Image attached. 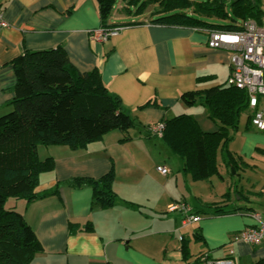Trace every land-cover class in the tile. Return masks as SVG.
<instances>
[{"label": "crops", "instance_id": "obj_1", "mask_svg": "<svg viewBox=\"0 0 264 264\" xmlns=\"http://www.w3.org/2000/svg\"><path fill=\"white\" fill-rule=\"evenodd\" d=\"M1 10L9 25L0 28V114L10 110L5 104L13 96L11 60L25 51L61 47L80 72L98 69L107 90L140 124L126 142L120 141L118 131H111L83 149L43 148L45 159L53 158L54 168L39 176L37 190L56 188L57 193L29 204L23 200L12 203L42 247L29 264H184L204 253L210 259L225 258L229 250H233L235 264L264 258V245L231 242L251 224L252 213H259L263 221L264 213L196 214L191 204L175 199L165 187L168 182L163 187L159 184L156 192L154 182L132 177L150 150L170 152L164 151L162 141V147L151 141L149 125L187 113L202 130H216L215 123L201 120L203 110L191 111L180 96L226 83L230 74L227 49L209 48L205 32L153 25L146 19L142 24L120 25L123 28L116 36L95 42L89 35L101 27L95 0H1ZM119 16L124 14L117 11ZM129 22L138 20L114 18L110 24ZM152 101L154 104L141 109ZM117 166L123 175H114L112 189L119 199L111 208L93 204L91 187L66 184L74 178H101ZM176 202L185 203L200 221L183 225V213L167 211ZM71 224L75 225L73 231ZM185 248L189 259L183 256Z\"/></svg>", "mask_w": 264, "mask_h": 264}, {"label": "trees", "instance_id": "obj_2", "mask_svg": "<svg viewBox=\"0 0 264 264\" xmlns=\"http://www.w3.org/2000/svg\"><path fill=\"white\" fill-rule=\"evenodd\" d=\"M95 1L103 29L143 23L139 20L111 25L109 20L118 1L121 3L120 14L132 15L134 8L133 15L145 16L150 24L205 33L237 32L245 20L251 19L260 25L264 20L258 0ZM147 13L149 17H146ZM212 20L219 23H211ZM9 65L15 82L10 89L13 96L5 104L10 110L0 115V264H29L42 251L41 244L23 215L6 204L10 198L29 204L57 193L56 188L37 190L39 176L54 168L53 158H39L38 146H65L79 150L101 140L111 131H118L120 141L126 142L131 138V130L140 124L122 106L118 97L107 90L98 69L80 72L61 47L25 51ZM180 101L188 108L202 105L216 130H202L192 115L183 113L163 122L161 137L152 136L147 128L148 137L160 139L181 160L184 171L190 173L193 181L205 180L213 172L219 175L218 150L226 153L227 167L235 169V159L227 146L238 128L241 115L248 112L246 92L224 83L182 93ZM151 104L153 101L141 109ZM248 126H251L250 113ZM112 172L113 168L101 178H74L66 184L74 188L91 187L93 204L108 209L119 199L112 189ZM236 194L240 199L244 198L238 192ZM229 200L230 195L226 193L220 202L203 204L200 213L216 217L254 210L246 207L231 210ZM127 205L137 207L132 203ZM69 227L75 230V225ZM183 256L190 257L187 248L183 249ZM204 258L209 257L205 253L199 254L192 263L184 264H202ZM251 264H264V258Z\"/></svg>", "mask_w": 264, "mask_h": 264}, {"label": "rangeland", "instance_id": "obj_3", "mask_svg": "<svg viewBox=\"0 0 264 264\" xmlns=\"http://www.w3.org/2000/svg\"><path fill=\"white\" fill-rule=\"evenodd\" d=\"M139 1L141 2L144 0ZM258 2L264 12V0H258ZM120 4L121 3L119 1L116 2L114 11L109 21H112L114 18L119 21H130L131 19H137L138 21L144 20L145 16H140L138 14L133 15L134 8L132 10V15L116 17L117 7ZM118 13H120L119 10ZM145 15L146 17L150 16L149 13ZM211 23L219 22L212 20ZM189 109L191 111L199 110L200 112L203 110V114L201 112V120L205 122L208 121L210 124L213 123L208 118L206 109L202 105L197 104ZM248 114V112H245L241 115L238 128L236 132L232 133V140L227 146V150L235 159V169L233 167H227L225 157L226 153L223 154L222 150H218L216 154V164L218 165L217 169L219 175H217L216 172H213L205 180L193 181L190 173L184 171L181 160L172 154L170 149L164 144V151H170V155L163 154L158 148L155 149V152L150 150L149 153L144 154L142 160L139 161V168L135 169L137 172L133 173V179L143 182H154L155 185L153 186L155 187L156 192L160 189V187L165 186L166 182H168L165 187L176 197L175 199H184L192 205L195 211L199 213L203 210V204L200 203L201 201L207 203H217L221 201V198L226 193H229L230 200L228 203L231 210L246 207L247 209L253 208L263 214L264 132L258 131L252 126H248ZM151 141L157 143L155 144L157 147H162V145H160L162 143L160 139L152 138ZM139 146L142 148V145ZM45 147L47 146H38V156L41 160L45 159L43 151V148ZM47 148H49V146ZM158 167H165L168 174L166 176L160 174L157 170ZM112 173L117 178V173H120L119 166H117ZM122 175L120 173V178H122ZM158 185L160 187H158ZM236 192L242 195L245 200L240 199ZM13 201L14 199L10 198L6 207L12 205ZM251 263L250 259H248L243 264Z\"/></svg>", "mask_w": 264, "mask_h": 264}, {"label": "built area", "instance_id": "obj_4", "mask_svg": "<svg viewBox=\"0 0 264 264\" xmlns=\"http://www.w3.org/2000/svg\"><path fill=\"white\" fill-rule=\"evenodd\" d=\"M8 23L1 10L0 0V28H7ZM122 26L108 29L102 27L89 32L90 39L95 42H105L116 36ZM207 45L213 49H227L230 53V74L226 80L227 86H232L246 92L248 96V111L251 126L264 132V20L262 24L248 19L242 23L237 32L207 33ZM164 123L158 122L149 125L148 131L152 136L161 137ZM158 172L164 176L168 174L165 167H158ZM168 212H181L184 214L183 225L197 223L200 217L193 215L190 208L182 202L172 203ZM251 224L236 233L231 242L243 243L250 247L264 245V221L259 213H252ZM233 250H229L228 257L221 259L204 258L202 264H234Z\"/></svg>", "mask_w": 264, "mask_h": 264}]
</instances>
